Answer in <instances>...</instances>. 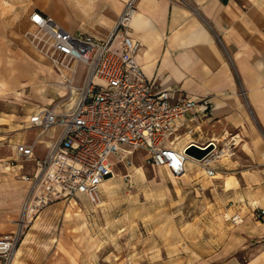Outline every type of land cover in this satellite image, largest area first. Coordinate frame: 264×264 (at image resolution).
I'll list each match as a JSON object with an SVG mask.
<instances>
[{"label": "crops", "instance_id": "0c3cea01", "mask_svg": "<svg viewBox=\"0 0 264 264\" xmlns=\"http://www.w3.org/2000/svg\"><path fill=\"white\" fill-rule=\"evenodd\" d=\"M64 2L65 14L54 1L45 10L40 0H0V236L15 230L28 187L25 176L35 169L33 160L16 155L15 145L31 142L39 131L28 122L39 107L27 112L29 132L18 131L21 125L11 110L24 96L45 89L42 72L62 86L46 62L47 70L42 69L46 56H37L25 42L30 14H53L70 32L105 37L123 7L122 0ZM129 26L139 42L136 57L148 81L208 99L209 110L195 138L233 144L234 154L222 162L226 170L221 183L232 216L238 214L242 221L226 231L210 260L198 264H264V215H253L255 208L264 210V0H138ZM9 95L11 104L3 100ZM57 132L52 128L36 142L35 158L44 155L49 137ZM76 215L81 213L67 210L66 223ZM27 239L15 252L19 264H100L88 246L42 240L29 245Z\"/></svg>", "mask_w": 264, "mask_h": 264}, {"label": "built area", "instance_id": "2783aa9c", "mask_svg": "<svg viewBox=\"0 0 264 264\" xmlns=\"http://www.w3.org/2000/svg\"><path fill=\"white\" fill-rule=\"evenodd\" d=\"M137 2L123 0L122 10L105 37L70 32L37 10L30 14L29 22L35 29L30 33L32 42L38 48L45 42V56L68 89L58 103L30 115L28 122L39 130L37 136L29 143L15 145L16 155L33 160L35 169L25 176L28 187L15 230L0 236V264H13L30 213L79 196L98 206L102 183L113 174L114 158L131 165L132 154L141 151L151 165L179 176L191 156L187 147L211 146L202 158H193L213 177L216 160L234 154L232 143L194 137L209 110L206 97H188L180 88H165L147 80L136 57L139 42L129 26ZM80 64L83 70L79 73ZM71 88H75L73 97ZM65 98L69 99L67 106ZM52 128L58 132L49 137L44 155L35 158L36 142ZM253 215L260 219L264 210L255 208ZM232 221L238 223L242 218L235 214Z\"/></svg>", "mask_w": 264, "mask_h": 264}, {"label": "rangeland", "instance_id": "374dc122", "mask_svg": "<svg viewBox=\"0 0 264 264\" xmlns=\"http://www.w3.org/2000/svg\"><path fill=\"white\" fill-rule=\"evenodd\" d=\"M40 1V7L45 10L54 1L57 6L62 4V13L68 11L64 0ZM79 9L83 11L82 7ZM34 31L29 22L24 30L25 42L36 55L37 52L46 55L44 41L39 48L32 42L30 33ZM41 61L42 69L47 70L46 63L51 67L48 60ZM82 70L80 64L79 73ZM41 81L45 89L40 94L24 96L23 103L11 110L21 125L18 131L26 130L27 112L58 103L66 92V88L43 72ZM3 100L12 103L10 95ZM63 103L67 106L69 99L65 98ZM225 159L222 156L216 160L218 172L210 177L196 161H188L185 172L173 176L166 168L148 163L141 151L132 154L131 165L126 166L114 158V174L102 183L98 206L84 197L51 203L25 221L19 244L27 236L29 245L42 240L58 246L65 242L88 246L89 253L100 264H166V260H185L184 264L206 262L210 260V252L223 243L226 231L238 224L232 221L230 203L221 183L226 170L222 163ZM7 174L13 175L11 170ZM67 210L81 215L66 223ZM19 263L13 260V264Z\"/></svg>", "mask_w": 264, "mask_h": 264}, {"label": "water", "instance_id": "95a60500", "mask_svg": "<svg viewBox=\"0 0 264 264\" xmlns=\"http://www.w3.org/2000/svg\"><path fill=\"white\" fill-rule=\"evenodd\" d=\"M211 146L207 148H200L196 145H191L186 148V152L193 155L196 158H202L205 153L210 149Z\"/></svg>", "mask_w": 264, "mask_h": 264}, {"label": "bare ground", "instance_id": "6f19581e", "mask_svg": "<svg viewBox=\"0 0 264 264\" xmlns=\"http://www.w3.org/2000/svg\"><path fill=\"white\" fill-rule=\"evenodd\" d=\"M59 77H60L59 80H62V87L68 89V84L63 80V77L62 76H59ZM74 94H75V88H71V95H72V97H73ZM187 161H196V162H198V160L196 158H193V155H191L190 157H188V160ZM111 178L112 177L107 178V179H111ZM107 179H105V180H107ZM32 215H33L32 213H30L28 215L29 216V219H31L33 217Z\"/></svg>", "mask_w": 264, "mask_h": 264}]
</instances>
